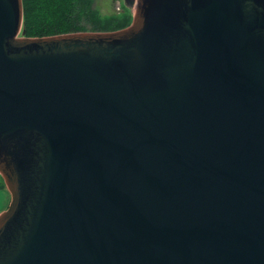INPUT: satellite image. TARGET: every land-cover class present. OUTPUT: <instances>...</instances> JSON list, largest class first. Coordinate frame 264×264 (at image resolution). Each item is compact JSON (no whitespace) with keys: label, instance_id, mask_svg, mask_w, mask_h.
I'll return each instance as SVG.
<instances>
[{"label":"water","instance_id":"1","mask_svg":"<svg viewBox=\"0 0 264 264\" xmlns=\"http://www.w3.org/2000/svg\"><path fill=\"white\" fill-rule=\"evenodd\" d=\"M28 38L0 0V264H264V0H123Z\"/></svg>","mask_w":264,"mask_h":264},{"label":"trees","instance_id":"2","mask_svg":"<svg viewBox=\"0 0 264 264\" xmlns=\"http://www.w3.org/2000/svg\"><path fill=\"white\" fill-rule=\"evenodd\" d=\"M89 5L90 0H22L25 36L40 38L87 32L79 24L88 17ZM129 24V17L103 22L102 27L95 22L92 31L112 32Z\"/></svg>","mask_w":264,"mask_h":264},{"label":"rangeland","instance_id":"3","mask_svg":"<svg viewBox=\"0 0 264 264\" xmlns=\"http://www.w3.org/2000/svg\"><path fill=\"white\" fill-rule=\"evenodd\" d=\"M89 10L88 17L79 24V27H83L87 32H93L92 28L95 22L102 27L103 22L126 19L127 17L130 18L131 23L133 17V12L124 6L123 0H90ZM7 200L9 205L10 195L0 177V210H3L0 214L7 209L8 205L5 206Z\"/></svg>","mask_w":264,"mask_h":264},{"label":"crops","instance_id":"4","mask_svg":"<svg viewBox=\"0 0 264 264\" xmlns=\"http://www.w3.org/2000/svg\"><path fill=\"white\" fill-rule=\"evenodd\" d=\"M6 205H8V200H7L6 204H5V206H6ZM3 209H5V208H3ZM1 211H3V210H0V212H1Z\"/></svg>","mask_w":264,"mask_h":264}]
</instances>
